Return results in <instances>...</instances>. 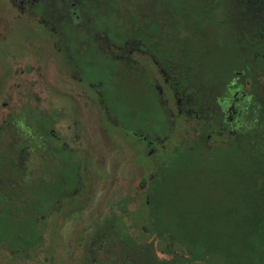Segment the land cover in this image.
<instances>
[{"label":"flooded vegetation","instance_id":"obj_1","mask_svg":"<svg viewBox=\"0 0 264 264\" xmlns=\"http://www.w3.org/2000/svg\"><path fill=\"white\" fill-rule=\"evenodd\" d=\"M20 25L30 34L19 45ZM213 57L221 59L219 68ZM0 58L11 78L0 87V203L17 208L0 214L22 229L41 186L46 230L50 218L80 200L85 189L81 171L88 157L77 126L87 99L125 134L140 162L151 161L154 169L162 165L168 136L148 134L147 122L121 123L113 103L150 98L169 134L179 120L190 121V134L168 154L181 146L202 151L242 144L244 132L252 135L245 119L255 109V120L263 108L250 93L264 89V0H0ZM197 65L206 74L218 69L215 86L226 91L224 97H194ZM52 67L62 80L47 90L45 74ZM97 73L104 76L89 80ZM65 116L75 128L72 141L54 128ZM144 178L142 203L131 210L133 200L126 201L127 211L144 209ZM118 211L116 204L108 210L112 217Z\"/></svg>","mask_w":264,"mask_h":264},{"label":"trees","instance_id":"obj_2","mask_svg":"<svg viewBox=\"0 0 264 264\" xmlns=\"http://www.w3.org/2000/svg\"><path fill=\"white\" fill-rule=\"evenodd\" d=\"M194 78L196 99L225 96L215 86L218 69L206 74L197 65ZM250 94L263 107L258 118L252 120L254 109L245 119L252 135L244 132L242 144L202 151L181 146L163 154L162 165L140 185L144 209L127 211L126 202H118L115 216L93 223L80 264H264V89ZM35 192L32 218L22 229L0 214V244L16 260H29L44 245V188Z\"/></svg>","mask_w":264,"mask_h":264},{"label":"rangeland","instance_id":"obj_3","mask_svg":"<svg viewBox=\"0 0 264 264\" xmlns=\"http://www.w3.org/2000/svg\"><path fill=\"white\" fill-rule=\"evenodd\" d=\"M18 33L20 45L24 42V38L30 34V31L27 27L20 25L18 26ZM212 59L214 61L218 60L215 62V67L219 68L221 59L219 60L216 57ZM59 75L53 67L46 71L47 90L50 87L52 88L53 83L62 80ZM87 76L91 80L95 77L102 78L104 75L97 73L88 74ZM9 79H11L9 70L5 67L3 58H0V87L4 82L6 84ZM162 88L167 108L174 112L172 97L168 96V92L164 87ZM87 100L86 104L81 106V120L79 126H77L80 130L79 135L83 140L81 148L88 157L85 168L81 171L85 183L82 198L76 200L72 206L67 207L63 214L50 218L44 236V245L36 256L25 261L16 260L0 247V264H80L83 259V244L88 241V236L85 233L90 231L95 219H97L95 221L97 224L102 225L103 221L112 215L108 212L109 208L113 204L117 205L118 202L133 200L129 208L131 210L142 203L143 190L139 188V182L142 178L149 177L155 164L151 161L140 162V158L136 156V150L130 147L128 138L124 136L125 134L117 128L113 129L112 125L102 116L100 109ZM151 103L150 98L147 101L138 98L128 105L113 103L115 105L109 107L115 109L121 123L132 125L139 121L147 122L151 125H146L148 134L161 133V136L167 135L168 140L164 144V149L165 153H168L188 137L192 123L183 119L179 120V123L175 122V130L169 134L167 133L165 120L160 121L156 113V104ZM41 107L45 108L42 105ZM130 112L133 113V118L130 117ZM2 113L3 111L0 108V116ZM54 128L57 131L60 130V133L66 137V141H72L74 133L72 130L75 128L69 117L65 116L63 121L57 122V126ZM68 143L72 144L71 142ZM151 157H153V160L157 158L156 155H153L149 156L148 159ZM164 158L166 157L164 156ZM70 160L73 159L70 158ZM196 200V198H191L190 202L193 203ZM0 207L1 210L5 211V216H8V213L13 210L12 202L8 205L0 203ZM78 209L80 210L76 211ZM127 223L129 224L128 221ZM157 256L159 258L164 257L159 254Z\"/></svg>","mask_w":264,"mask_h":264}]
</instances>
